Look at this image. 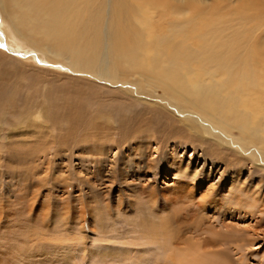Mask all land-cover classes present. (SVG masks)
<instances>
[{"label":"rangeland","instance_id":"374dc122","mask_svg":"<svg viewBox=\"0 0 264 264\" xmlns=\"http://www.w3.org/2000/svg\"><path fill=\"white\" fill-rule=\"evenodd\" d=\"M232 1L233 5L237 4H235L237 0ZM231 10L225 9L222 10V13L225 11L228 14ZM170 12L171 10H169ZM159 15L158 19L163 20L162 23L166 29L169 23L167 19H170V16L167 14L165 17L161 15L159 17ZM2 18L3 12L0 8V22ZM215 19L222 20V18ZM208 20L211 21L210 18ZM7 34L0 26V53L11 61H7V59L0 61L2 62L0 63V81L7 83V88L2 91L4 93L0 94L2 95L0 97V264H156L158 259L160 260L157 261V264L158 262L162 264L164 247H172L175 244L172 247L174 250L177 241H179L180 244H177L176 249L178 247L186 248L189 245L186 246V243H190L189 238L193 235V230L197 225L196 229L201 228L200 232H204L200 236L207 238V241L202 243L203 248L209 251L224 250L227 253H218L220 262L230 260L233 264H240L239 262L241 264H264V203H262L264 201V170L259 168L260 163H245L240 177H237L236 174L233 176L237 179L234 181V185L236 184L237 187L233 186V188H238L239 184H242L244 188L255 187L257 184L256 187L261 188L263 195L260 198L263 200L259 201L262 211L250 209L248 206V208L231 207L227 213L216 214L218 216L216 220L212 219L215 217L211 211L212 208L198 205L203 199L201 188H198L196 197L192 196L190 200L185 194L172 201L164 199V188L166 186L172 188L173 182L180 180L175 176L176 167L171 168V164L182 163L184 166L189 165L190 171L199 170V183L210 171L211 161L209 158L206 161L205 156L212 153L206 150L207 154L200 158L205 151L191 139L179 138L181 139L179 141L184 143L182 146L176 147L174 151L172 147L177 137L174 138L175 141L169 143V147L159 143V139V141L154 140L149 144L142 145L145 149L143 148L140 159L155 161V170L146 171L145 176L141 173V176H132L126 179L118 176L113 180L109 173L107 176L101 174L95 177V167L89 162V158L97 154L96 157L100 156L97 149L98 144L100 151H108L106 149L108 147L111 149L110 153L106 155L108 158L111 156L109 159L111 166L115 164L116 159L120 160L121 158L122 161L123 157L129 156L137 147L131 141L132 133L138 130L136 127L139 128L140 125L146 127V124L149 127L153 121L151 125L155 127L152 128V132L155 133L158 129L156 127H159L167 133L170 126H174L173 124L179 126L180 123L172 122L167 115L159 112V108L157 112L154 108L151 110L146 105H139L138 97H132L131 94L121 93V91H113L108 85L93 79L90 74L70 70L66 64L65 68L52 67L50 64L46 65L44 60L38 56H34L32 62L29 61L34 50H28V53L27 50L15 49L7 42ZM261 34L262 32H260V38L263 37ZM34 53L36 55V52ZM78 78L81 79L79 82ZM98 85L100 86L98 87ZM102 85L104 88L101 87ZM88 88L90 89L88 90ZM13 91L19 95L12 97ZM25 103L28 106H35L34 111L38 106H44L41 124L30 123V120L24 115L20 116L21 108ZM100 109L101 111H99ZM167 109L170 108L167 107ZM100 114H104V117ZM141 115L147 116L146 119ZM97 116L100 120L98 119L96 122ZM148 117L151 118V122L148 121ZM18 118H21L20 122L17 121ZM91 118L94 120H90ZM131 120L133 124L140 120L141 124L137 121L138 126L133 125ZM158 123H162V126ZM14 134L19 135L13 136ZM105 135L107 139L104 137ZM155 136L158 138L159 134ZM205 137L215 141L209 135H205ZM95 138H100L102 143L100 139L94 140ZM60 140L64 143L61 144ZM89 140L93 143L91 144ZM161 141L164 142L163 138ZM125 144L126 147H124ZM95 150L97 154H95ZM90 151L92 154H89ZM123 151L125 152L123 153ZM224 156L226 157V155ZM147 162H145L146 165ZM222 167L218 172L212 171L209 177L211 181H208V184L218 181L220 184L217 185L218 191L225 192L228 189L232 191L233 178L229 172L222 174ZM182 180L184 179L181 178L180 181ZM237 182L242 183L238 184ZM152 187L155 188V193H152ZM132 194L135 198L137 195L140 198L133 199L131 198L134 197ZM221 222L225 225L223 227L227 234L224 232L223 236L218 237L212 231L215 227L222 226ZM212 224H214V228H212ZM215 230L218 231V228ZM147 235L149 238L146 237ZM166 235L171 237L169 238L170 243L168 238L164 239ZM184 236L186 237L184 239H188L184 240ZM160 238L165 241H161ZM232 240L233 242H231ZM191 241L194 244L196 240ZM153 242L155 246L157 244L156 247H153ZM192 244L188 247H193ZM103 250L104 252H102ZM147 252L152 253L149 255Z\"/></svg>","mask_w":264,"mask_h":264},{"label":"bare ground","instance_id":"6f19581e","mask_svg":"<svg viewBox=\"0 0 264 264\" xmlns=\"http://www.w3.org/2000/svg\"><path fill=\"white\" fill-rule=\"evenodd\" d=\"M233 3L232 0H0V8L3 12L0 26L8 33L7 42L13 45L15 49L34 50L36 52V55L34 52L32 53L29 61L32 62L34 56H38L44 60L46 65L50 64L52 67L65 68L66 64L70 70L90 74L93 79L108 85L113 91H121V93L131 94L132 97H138L139 105H146L151 110L159 108V112L167 115L172 122L180 123L179 126L175 124L170 126L167 133L165 130L156 127L158 129L154 133L152 128L155 126L151 125L153 121H150L152 117H148L149 120L148 118L147 120L151 122H149V127L146 123L147 128L140 125L139 128L136 127L138 130L131 135V141L137 146L130 153L131 156L130 154L129 156L126 155L122 161L121 158L120 160L118 158L115 160V164L111 166L109 162L111 156L109 158L106 156L111 149L108 147L106 148L108 151H100L98 144L96 147L100 156L96 157L98 154L95 150L97 155L89 158V162L95 167V177L101 174L107 176L109 173L113 180L118 176L122 179L141 176V173L145 176L146 171L155 170V161L145 159L148 161L146 165V161L140 159V154L145 149L142 145L160 140L159 143L169 147V143L177 137L178 139H175L176 142L172 147L174 151L176 147H180L184 143L179 141L181 140L179 138L191 139L200 149L205 151L200 158L207 154L206 150L212 153L205 156L206 159L203 158L206 161L209 158L211 161L210 171L199 183V170L190 171L189 165L184 166L182 163L171 164V168L176 167L175 176L184 180H175L172 188L166 186L163 190L164 199L172 201L185 194L190 200L192 196L196 197L198 188H201L203 199L198 205L212 208L211 211L215 216L212 219L216 220L218 214L227 213L231 207L248 206L250 209L262 211L259 201L263 200H260L263 195L261 188L256 187L257 184L255 187L244 188L242 184H239L242 182H237L239 187L233 188V186L237 187L236 184L234 185V181L237 179L233 176L240 177L245 163H260L259 168L264 170V0H237L236 5ZM225 9H232L228 13L229 15L225 11L222 13V10ZM169 10H171L170 13ZM159 14L163 17L167 14L170 16V19H167L169 23L166 29L162 23L163 20L158 19ZM215 18H222V20ZM260 32L263 35L261 38ZM0 56V61L7 59L3 54ZM7 61L10 60L7 59ZM80 80L78 78V82ZM3 83L0 81V94L4 93L2 91L7 88V83ZM117 86L119 88H116ZM12 95V97H16L19 94L13 91ZM25 100L27 99L25 98ZM34 107L25 103L21 108L20 116L24 115L30 120V123L41 124L44 106H38L35 111ZM102 115L104 117V114ZM146 117L144 118L146 119ZM21 118H18L17 121L20 122ZM92 119L94 120V118L90 120ZM96 119L97 122L98 116ZM106 119L105 121H107ZM140 120L136 122L140 123ZM136 122L135 124L138 126ZM162 123L158 124L162 126ZM71 126L73 127V125ZM156 134H159L158 138H156ZM68 135L67 137H69ZM205 135L211 136L215 141L207 139ZM89 137L91 138V135ZM162 138L164 142L161 141ZM60 143L64 142L60 140ZM102 145L104 146V143ZM141 147L142 149H140ZM91 150L93 151V149ZM48 153L50 152L48 151ZM221 167L223 168L222 174L229 172L233 178L232 191L230 189L225 190V192L218 191V181L208 184V181H211L209 177L212 171L218 172ZM87 182L89 183L88 180ZM152 188V193H155V188ZM139 194L142 196L140 192ZM137 197L131 198L137 199ZM252 201L254 202L251 203ZM236 212L239 213L237 210ZM236 212L233 211V213ZM212 225L214 228V224ZM221 225L215 227L218 228V231L215 228L213 231L211 230L218 237L223 236V233L226 232L224 231L225 225L222 222ZM197 226L193 230V235H190V243H186V246L191 245V240H196L192 244L193 247H188V245L184 249L179 247L176 249L177 244H180L179 241H177L174 250L172 247L175 244L171 245L172 247L165 246L162 264H233L230 260L220 262L218 253H225L224 250L209 251L202 247V243L207 241V238L200 236L204 232H200L201 228L196 229ZM202 231L204 230L202 229ZM147 232L149 233V230ZM167 236L164 239L168 238L170 243L169 238L171 237ZM184 238L186 237L184 236ZM164 239L161 241H165ZM182 240L181 242L184 241ZM146 244L144 245L146 246ZM152 245L153 247L157 246V244L154 245V242ZM159 247L157 248L159 249ZM238 249H240L239 246ZM158 253L160 254L159 251ZM228 257L226 258L228 259ZM239 263L241 264V262ZM158 264L161 263L158 262Z\"/></svg>","mask_w":264,"mask_h":264}]
</instances>
